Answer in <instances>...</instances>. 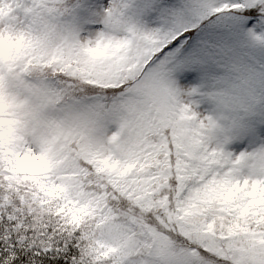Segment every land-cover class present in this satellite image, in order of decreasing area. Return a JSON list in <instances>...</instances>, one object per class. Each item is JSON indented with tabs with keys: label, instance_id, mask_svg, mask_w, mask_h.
<instances>
[{
	"label": "snow or ice",
	"instance_id": "snow-or-ice-1",
	"mask_svg": "<svg viewBox=\"0 0 264 264\" xmlns=\"http://www.w3.org/2000/svg\"><path fill=\"white\" fill-rule=\"evenodd\" d=\"M0 264H264V0H0Z\"/></svg>",
	"mask_w": 264,
	"mask_h": 264
}]
</instances>
